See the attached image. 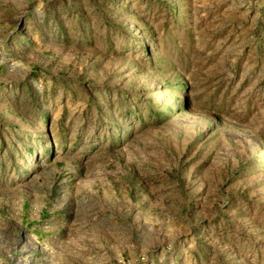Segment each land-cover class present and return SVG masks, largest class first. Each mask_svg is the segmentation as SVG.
Listing matches in <instances>:
<instances>
[{
	"label": "rangeland",
	"instance_id": "obj_1",
	"mask_svg": "<svg viewBox=\"0 0 264 264\" xmlns=\"http://www.w3.org/2000/svg\"><path fill=\"white\" fill-rule=\"evenodd\" d=\"M0 264H264V0H0Z\"/></svg>",
	"mask_w": 264,
	"mask_h": 264
}]
</instances>
